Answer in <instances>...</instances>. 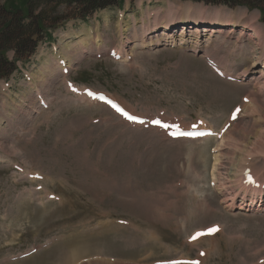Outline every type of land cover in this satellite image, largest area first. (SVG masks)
Segmentation results:
<instances>
[{"label": "rangeland", "instance_id": "1", "mask_svg": "<svg viewBox=\"0 0 264 264\" xmlns=\"http://www.w3.org/2000/svg\"><path fill=\"white\" fill-rule=\"evenodd\" d=\"M185 3L207 9L208 18L232 13L237 21L245 10L239 22L251 24L253 31L238 24L211 36L200 26L198 34L195 21L183 24L176 11ZM170 14L175 23L167 22L165 29L160 20ZM88 29L92 36L85 34L88 45L81 47L77 41ZM168 36L177 40L174 45L166 44ZM97 37L103 47L95 45ZM210 37L213 44L206 47ZM32 38L37 48L29 60H18L14 47L0 55V75L16 70L12 91L3 90L0 76V264H156L199 258L201 248L206 254L199 264H264V213L229 209L240 201L235 183L246 166L264 179V92L259 91L264 80L260 67L248 70L264 50L260 8L123 0L86 21L68 19L52 41L37 33ZM124 41L127 59L110 58L108 51ZM69 42L76 48L66 47ZM192 42L203 46L199 52ZM55 48L71 67L67 78L108 92L140 114L165 110L184 121L204 118L219 129L245 95L249 102L221 141L169 140L158 130L125 125L84 94L82 99L98 106L73 96ZM99 50L105 53L96 55ZM208 55L227 59L235 74L248 70L251 78L241 84L217 76L207 65ZM49 63L58 64L55 71H49ZM34 85L48 99L47 109L38 105ZM15 163L28 173H43L45 180L23 178ZM37 185L44 190H35ZM224 185L236 189L234 200ZM45 190L57 197L47 198ZM213 223L223 230L190 242L196 230ZM33 247L36 253L20 258Z\"/></svg>", "mask_w": 264, "mask_h": 264}, {"label": "trees", "instance_id": "2", "mask_svg": "<svg viewBox=\"0 0 264 264\" xmlns=\"http://www.w3.org/2000/svg\"><path fill=\"white\" fill-rule=\"evenodd\" d=\"M189 1L230 7L255 6L261 9L264 16V0ZM120 2L121 0H4L0 6V50L3 52L14 47L17 58H27L37 47V41L32 38L35 33L49 38V31L61 27L71 16L85 19L98 10L117 6Z\"/></svg>", "mask_w": 264, "mask_h": 264}, {"label": "bare ground", "instance_id": "3", "mask_svg": "<svg viewBox=\"0 0 264 264\" xmlns=\"http://www.w3.org/2000/svg\"><path fill=\"white\" fill-rule=\"evenodd\" d=\"M171 3V2H170ZM185 4H187V5H185V7H179L180 8V10L179 9H177L176 11L178 12V13H180L181 14V18H182V20H183V24H185V23H187V22H189V21H195V24H196V26H198V27H196L197 29H196V32L198 33L199 32V30H198V28H200V26H203V27H205V31H210L211 33V36H213V35H215L216 33H218L224 26L226 27H237V25L238 24H240L239 26L240 27H242V29H246V30H249L250 29V26H251V24H246V22L245 23H241V22H239V20L240 19H242V18H246V13H247V11H245V10H242L241 12V14L239 15V18L237 19V21L235 20L236 18L234 17V15L231 13V14H228V16L229 17H227V16H225V15H223L221 12H215L211 17H207L208 16V14H206V12L208 11L207 9H205V8H203V7H196V6H194V5H192V4H188V3H185ZM174 5V4H173ZM181 5V4H180ZM179 5V6H180ZM175 6V5H174ZM165 7V6H164ZM176 7V6H175ZM184 8V9H183ZM175 11V10H174ZM173 11V12H174ZM214 11V10H213ZM162 13V12H161ZM163 14V13H162ZM161 14V15H162ZM184 15V16H183ZM195 15H198V18L197 19H195ZM152 16V15H151ZM155 16H158V15H155ZM164 16V15H163ZM159 17H160V15H159ZM242 17V18H241ZM256 17V16H255ZM250 18V17H249ZM257 18V17H256ZM180 20V18H178L176 21H179ZM250 20V19H249ZM161 21V23H165V24H162V26L165 28V29H167L168 28V23L169 24H173V23H175V20H174V16L172 15V14H170V16L168 17V19H165L164 21L163 20H160ZM142 22V21H141ZM168 22V23H167ZM253 22V21H252ZM136 24V23H135ZM148 24V23H147ZM155 24H156V22L155 23H153V28L152 29H154L155 28ZM198 24V25H197ZM184 26L185 25H183V27H182V30H183V33L181 34V36H183V35H185V32H184ZM145 28V27H144ZM143 28V29H144ZM143 29H141V30H143ZM188 29V28H187ZM134 30V29H133ZM147 30H149V27L147 28ZM151 31V30H150ZM250 31H253L252 29H250ZM89 32V33H88ZM88 32L87 33H84V34H81L80 36H79V40L77 41V42H79V46H81V47H85L86 45H88L87 44V34H88V36H89V38L92 36H90V33H91V31H89V29H88ZM144 32V31H143ZM146 32V31H145ZM152 32V31H151ZM263 33V32H262ZM86 34V35H85ZM122 34H123V32H122ZM133 34V33H132ZM187 34V33H186ZM199 34V33H198ZM257 34L258 35H260V33H259V30H257ZM98 35V34H97ZM121 36V35H120ZM142 37V36H141ZM251 37V36H250ZM196 38H198V36L196 37ZM195 38V39H196ZM207 38V37H206ZM125 39V38H124ZM92 40V39H91ZM95 40V45L97 46V48L98 47H103V39L102 38H100V37H97L96 39H94ZM144 40V39H143ZM166 44H175V40L173 39V38H171L170 39V37L168 36L167 38H166ZM119 41V40H118ZM177 41V40H176ZM183 41V40H182ZM186 41V40H185ZM206 42H207V46L206 47H209V46H211V44H213V41L211 40V37L209 38V39H207L206 40ZM123 44H125L126 43V41H124V42H122ZM214 43H216V41L214 42ZM75 43H73L72 44V42L70 43H67L65 46L66 47H74V48H76V45H74ZM123 44H121L120 46H119V48H121V50H122V52L124 53V51H125V47H123L124 45ZM140 44V43H139ZM149 44V43H148ZM157 44H161V40H159V41H157ZM187 44H189L188 42H187ZM146 45V44H145ZM256 45V44H255ZM258 45V44H257ZM122 46V47H121ZM142 46V45H141ZM189 46V45H188ZM216 46L218 47V44H216ZM253 46V45H252ZM190 47H192V48H194V49H196V48H198V49H201L203 46L200 44V42H192V44L190 45ZM80 48V47H79ZM256 48V47H255ZM204 49H205V46H204ZM254 49V48H253ZM197 51V50H196ZM242 52V51H241ZM240 53V52H239ZM208 56H210V55H208ZM210 57H213V56H210ZM222 58V57H221ZM127 59V58H126ZM216 59V58H215ZM69 60V59H68ZM219 63H220V65L224 68V70L227 72V75H233V74H231V69H229V66L228 65H226L227 63H230V62H227V63H225V61L227 60V59H225L224 60V58H222V59H216ZM228 61V60H227ZM134 62V61H133ZM57 63V62H56ZM54 64V63H52V64H47V67L49 68V71L50 72H53V71H55V67H57L56 65H58V64ZM129 63V62H128ZM60 64V63H59ZM126 64V63H125ZM231 65V64H230ZM137 66V65H136ZM130 67V66H129ZM254 67H260V69H261V71L259 72L258 70H256L257 72H259V73H261V75H262V77H263V80H264V50L263 51H259L258 52V54L257 55H255L254 56V58H253V60H252V63H251V67L250 66H248V70L250 71V70H252ZM62 69V68H61ZM248 70H245L241 75L242 76H245L246 74H247V72H248ZM245 74V75H244ZM238 75H239V73H238ZM41 77H44V76H41ZM46 79V78H45ZM259 91L260 92H264V82H263V85L262 86H260V88H259ZM255 91L253 90V92H251V93H249V97H251V99L252 100H254V98H255V95H256V93H254ZM85 100V99H84ZM93 104H95L94 102H93ZM121 119V118H120ZM264 121V120H263ZM236 123V122H235ZM232 130V129H231ZM157 131V130H156ZM233 132V131H232ZM264 133V132H263ZM208 139H209V137H207ZM212 139V138H211ZM226 139H228V138H226ZM181 141V140H180ZM190 141V140H189ZM169 142V141H168ZM195 142V141H194ZM197 142V141H196ZM203 143V142H202ZM200 144V143H199ZM223 144V142H221V145ZM194 145V144H193ZM26 146V145H25ZM223 147H224V145H222ZM217 148H219V147H217ZM220 149H221V147H220ZM14 150V149H13ZM218 150V149H217ZM224 150V149H223ZM20 151V150H19ZM26 151V150H25ZM29 152V151H28ZM219 152V154L221 153L220 151H218ZM188 153V152H187ZM191 154V153H190ZM223 154V153H222ZM23 155V154H22ZM192 156H194V155H192ZM217 157H219V159H220V156H217ZM186 158V157H185ZM188 159V158H187ZM193 159V158H192ZM191 159V160H192ZM217 159V158H216ZM221 160V159H220ZM217 161H219V160H217ZM220 162V161H219ZM186 163V162H185ZM215 163H217V162H215ZM221 163V162H220ZM27 164V163H26ZM218 165V164H217ZM217 165H214V166H216L217 167ZM238 165V164H237ZM214 168V167H213ZM31 169H32V167H31ZM242 169V168H241ZM28 170V169H27ZM26 170V171H27ZM30 170V169H29ZM33 170V169H32ZM216 170V169H215ZM29 172V171H28ZM32 172V171H31ZM35 172V171H34ZM33 172V173H34ZM219 173V172H218ZM217 173V174H218ZM233 173V172H232ZM25 174V173H24ZM215 174V173H214ZM216 174V175H217ZM223 175V174H222ZM231 175V174H230ZM239 174H237V176H238ZM218 176V175H217ZM227 176V175H226ZM232 176H234V175H232ZM236 176V177H237ZM227 178V177H226ZM229 180V179H228ZM235 180V179H234ZM226 181V180H225ZM225 181H223V182H225ZM236 181V180H235ZM235 181L233 182V183H235ZM32 182V181H31ZM222 182V181H221ZM232 182V181H231ZM228 183H229V181H228ZM221 184V183H220ZM230 184V183H229ZM236 184V183H235ZM222 185H223V183H222ZM225 185H227V184H225ZM224 185V187H223V189L225 190V191H227V190H231L232 191V197H231V199L230 200H234L235 199V194L233 193L234 192V190H233V187H231V185L229 186H225ZM36 188V187H35ZM34 188V189H35ZM223 189H221L222 191H223ZM34 192V191H33ZM43 198V197H42ZM41 198V199H42ZM235 203H236V201L234 200L231 204H230V206H229V208H234L236 205H235ZM238 208H241V206L240 207H238ZM173 259V258H172ZM75 263V262H74ZM108 263V262H107ZM83 264V263H82Z\"/></svg>", "mask_w": 264, "mask_h": 264}, {"label": "snow or ice", "instance_id": "4", "mask_svg": "<svg viewBox=\"0 0 264 264\" xmlns=\"http://www.w3.org/2000/svg\"><path fill=\"white\" fill-rule=\"evenodd\" d=\"M218 229L217 228H211V229H208L207 230V233H198L196 236H193L192 237V239H196L197 238V236H199V235H203V234H210V233H213V232H215V231H217ZM197 264H198V262H197Z\"/></svg>", "mask_w": 264, "mask_h": 264}]
</instances>
